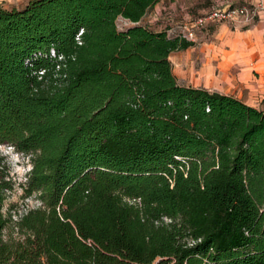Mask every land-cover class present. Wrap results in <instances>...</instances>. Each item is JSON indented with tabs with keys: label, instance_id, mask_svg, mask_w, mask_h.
I'll use <instances>...</instances> for the list:
<instances>
[{
	"label": "trees",
	"instance_id": "1",
	"mask_svg": "<svg viewBox=\"0 0 264 264\" xmlns=\"http://www.w3.org/2000/svg\"><path fill=\"white\" fill-rule=\"evenodd\" d=\"M160 1L0 7V144L42 202L11 220L0 176V264H264V111L176 83Z\"/></svg>",
	"mask_w": 264,
	"mask_h": 264
},
{
	"label": "crops",
	"instance_id": "2",
	"mask_svg": "<svg viewBox=\"0 0 264 264\" xmlns=\"http://www.w3.org/2000/svg\"><path fill=\"white\" fill-rule=\"evenodd\" d=\"M253 2L215 0L211 7L250 5ZM211 28L215 29L211 36L197 39L184 50L168 55L176 83L229 96L248 107L264 111V10L248 26L206 23L197 34Z\"/></svg>",
	"mask_w": 264,
	"mask_h": 264
},
{
	"label": "rangeland",
	"instance_id": "3",
	"mask_svg": "<svg viewBox=\"0 0 264 264\" xmlns=\"http://www.w3.org/2000/svg\"><path fill=\"white\" fill-rule=\"evenodd\" d=\"M28 0H0V7L4 10H19ZM215 0H173L172 2L163 0L158 2L146 15L142 18L141 24L152 31H165L174 24L180 23L189 18L194 19L203 12L213 6ZM115 26L118 31L124 30L130 26L125 20L117 18ZM214 28L201 31L197 34V39H206L213 34ZM0 176L9 180L11 188L5 193L2 203V212L9 215L11 220L16 219L21 213L31 206L24 203L28 198L24 196L20 187L21 182L17 178L10 175V168L5 163V158L0 157ZM22 191V195L20 192Z\"/></svg>",
	"mask_w": 264,
	"mask_h": 264
},
{
	"label": "built area",
	"instance_id": "4",
	"mask_svg": "<svg viewBox=\"0 0 264 264\" xmlns=\"http://www.w3.org/2000/svg\"><path fill=\"white\" fill-rule=\"evenodd\" d=\"M263 1L264 0H254L250 5H219L211 7L208 11L194 19L174 24L165 31L166 36L167 38L182 39L193 44L197 40V33L206 25V23H224L241 27L248 26L252 24L256 20L258 14L264 10ZM127 23L132 25V23ZM79 34L80 31L77 36ZM49 54L50 57H54L53 51H50Z\"/></svg>",
	"mask_w": 264,
	"mask_h": 264
},
{
	"label": "clouds",
	"instance_id": "5",
	"mask_svg": "<svg viewBox=\"0 0 264 264\" xmlns=\"http://www.w3.org/2000/svg\"><path fill=\"white\" fill-rule=\"evenodd\" d=\"M0 157L5 158V163L9 165L10 175L15 176L18 182L26 183L28 173L34 168L31 163V154L17 151L16 146L13 144H0ZM22 194L21 191L20 195ZM36 195V193H33V196L28 197L24 203L32 208L41 207L42 202L34 198Z\"/></svg>",
	"mask_w": 264,
	"mask_h": 264
}]
</instances>
